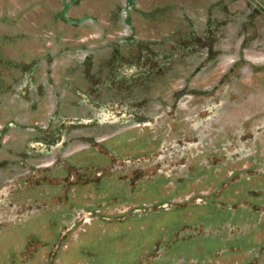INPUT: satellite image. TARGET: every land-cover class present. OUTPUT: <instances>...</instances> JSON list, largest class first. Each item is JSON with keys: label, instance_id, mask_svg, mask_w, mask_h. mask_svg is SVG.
<instances>
[{"label": "rangeland", "instance_id": "obj_1", "mask_svg": "<svg viewBox=\"0 0 264 264\" xmlns=\"http://www.w3.org/2000/svg\"><path fill=\"white\" fill-rule=\"evenodd\" d=\"M0 264H264V0H0Z\"/></svg>", "mask_w": 264, "mask_h": 264}]
</instances>
